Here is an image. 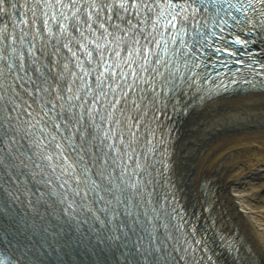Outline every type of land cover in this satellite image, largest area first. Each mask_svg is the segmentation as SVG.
<instances>
[{"label":"bare ground","instance_id":"6f19581e","mask_svg":"<svg viewBox=\"0 0 264 264\" xmlns=\"http://www.w3.org/2000/svg\"><path fill=\"white\" fill-rule=\"evenodd\" d=\"M230 2L238 5L242 2L246 6L241 12L225 9L231 12V16L225 17L230 23L224 31H216L215 36H210L207 41H215L214 46H223L220 38L226 37L229 52L215 55L216 62L205 60V64L210 67L207 71L201 67L196 69V76L185 73L178 93L169 92V85L165 82L154 84L156 95H162L165 101L159 105L150 104L148 108H152V112L139 115L136 119L143 116L150 120L146 136L152 134L156 140L164 141L160 145L164 150L160 154L161 160L170 164L168 171L156 164L159 174L153 173L152 176L160 193L171 200V205L166 204V209L171 212L169 230L174 237L168 244L169 250L172 249V243L182 247L181 238L190 241L195 235L202 238L209 249L206 253H200L204 256L200 264H264V86H261V81H264V3L249 6V3L255 2ZM105 10L107 8L100 11ZM188 12L194 17L190 21L191 26L185 27L180 35L167 39L179 52L184 51L181 41L191 47L193 39L203 38L202 35L196 36L198 31L201 30L202 34L205 30L214 31L208 12L202 9L194 13L190 9ZM95 15L93 13V17ZM141 17L148 18L149 25H157V15L149 18L141 13ZM233 17L241 20L240 27L233 26ZM0 21V27L2 21L9 26L18 23L13 15H0ZM144 21L139 22L147 25L148 22ZM71 23L77 22L72 19ZM93 27L99 29V23ZM21 32L38 35L42 39L48 37L45 28L38 32L26 29ZM115 33L129 43L128 51L146 53L148 62L142 64L150 74L159 75L160 70L156 68L165 70V81L176 62L182 63L176 50L169 56L158 54L159 48L154 50L155 46L149 51L142 50L136 43L139 40L127 35L138 37L134 29L126 27V30H117ZM237 36L246 43L233 44L232 41ZM24 37L25 35H16L13 44L0 47L16 49L15 53H11L14 64L12 71H8L7 61L3 56L0 66L5 73L18 78L28 74V69H31L33 73L29 76L35 79L37 68L45 70L40 61L44 60V55L39 54L40 60L32 59L27 53ZM193 51L200 55L196 48ZM203 51L206 53L209 49L205 48ZM4 54L9 53L6 51ZM250 64L252 69L257 67L260 70L258 75L248 67ZM183 71L181 68V72ZM207 74L211 76L205 77ZM213 77L217 79L213 81ZM240 77L242 80L255 77L254 86L243 82L233 83V79L238 81ZM144 82L146 81H143V86ZM151 88L147 87L145 90L154 98L156 95H153ZM40 97L44 101H55V98L46 93H39L33 98L39 102ZM140 98L139 94L138 99ZM56 103V110L51 115L60 111L62 103ZM63 103L67 105V102ZM65 105H62L64 109ZM38 108L33 104L31 118L24 114L27 110L25 105L21 106L18 113L19 122L27 124L32 121L31 124L34 125V128L25 126V130L33 135L29 136L30 140L37 139V136L40 140L48 136V132L41 128L38 121H51L43 115L38 118ZM37 125L39 128H36ZM50 131L56 134L55 130ZM19 134L16 131L13 140L7 144L0 143V155L11 151L15 156L14 167L8 170L0 167V255L7 252L12 264H130V235L118 243L105 241L106 235L119 224L116 221L111 224L106 222V226L97 223L92 213L80 209L82 201L73 193L72 199L77 204L74 208L70 207L69 212H74L77 220L71 221L68 218L69 212H64L66 200L61 196L73 192L72 186L76 188L75 181L70 180L62 168L57 167L52 171L48 167V161L43 157L56 151L52 149V152H48L49 145L46 142L36 147L24 143L23 136ZM53 163L66 167L68 162L55 155ZM49 180L51 184L47 183ZM65 180L69 183L61 188L60 185ZM35 181L38 183H34ZM51 185L54 186L50 189L49 197L44 198L38 193ZM83 186L80 185L81 188ZM161 198L158 196L155 199L158 207ZM181 217L185 223L180 228L173 227L172 225L180 224ZM101 218L104 219L103 216ZM87 225L90 228L88 234L85 233ZM193 228L196 229L195 233ZM182 232L187 233V236L182 235ZM204 244L201 245L202 248ZM209 256L211 260L208 259Z\"/></svg>","mask_w":264,"mask_h":264},{"label":"snow or ice","instance_id":"6c2138e0","mask_svg":"<svg viewBox=\"0 0 264 264\" xmlns=\"http://www.w3.org/2000/svg\"><path fill=\"white\" fill-rule=\"evenodd\" d=\"M256 3H264V0H255ZM86 5V7H85ZM119 7L125 14L128 13L129 6L135 7L138 11L143 10V13L149 18L157 8L161 9L157 20L161 17L164 18L166 24L172 29H177L178 25L179 31L184 32L185 27H190V20H194V17H188L184 15L189 9L194 13L198 10H203L209 13V17L212 18V29L214 31L205 32L202 34L200 32L196 33L197 37L203 36L202 39H193L191 41V47L188 43L181 41L184 47L183 52H179V61L176 62V66L168 73V78L165 81L169 92H179L180 85L183 82L184 74L190 73L193 76L198 75L196 69L203 67L207 71L208 65L205 64V60H210L213 55H218L220 53H228L229 47L227 46V38L221 37L223 46H214L213 43H207L210 36L214 37L216 31H224V28L228 25V20L225 19L226 16H231L230 11L225 9H236L239 11L243 5L232 4L230 0H116L115 3H98L97 0H32L31 4L25 0V3L18 4L16 0H0V15L4 17H10L16 15V10L20 7L27 9V12H31V19L35 21H40L47 32L49 39L55 38L57 43L69 53L71 57L75 58V67L77 72L70 73L71 79L64 82V91L71 93L73 91V85L76 80L79 79L80 88L75 95V99L79 100V91H85L86 94H93V103L96 104L101 99H108V92L103 91V89H108L113 94L118 91H122V97L113 96L117 103L123 99L126 105L130 104L133 108H139V104L135 98L130 101L127 97L130 92H134V84L138 83L135 79L138 73L133 68L134 61H131V52H129V58L123 61V64L127 66L129 71H125L124 67L118 62H112L105 58V52L103 51L105 45L97 42V39L91 38L85 35V29L90 33L91 36H95L96 29L92 27L93 23V11L96 10L98 13L102 8H107L108 11H112L115 7ZM251 6V5H249ZM81 8H84L83 15L84 19L81 18ZM65 10L70 12V15ZM27 12L24 13L27 16ZM223 12V15H221ZM57 17L60 19L57 20ZM170 17V18H169ZM42 18V19H41ZM49 19L57 20L58 32L53 31L52 25L49 24ZM72 19H75L76 24H72ZM111 19V17H109ZM121 23H127L131 25L130 19H125L124 17H118ZM99 23L100 29H104V36H111L112 33L108 32L105 28V24ZM21 24L28 23L27 20H21ZM80 25L82 27H78ZM233 26L240 27V21L233 17ZM9 27L8 23H5L0 29V39L7 38V29ZM113 28H118L119 25H112ZM155 27V25H154ZM72 29V31H69ZM39 31V29H37ZM186 34V33H185ZM61 37L63 40H61ZM119 39V37H117ZM14 42V39H13ZM89 43L95 45L94 51L98 52V55L94 57L93 51L88 50ZM106 43H111V41H106ZM139 44V41H136ZM233 44H245L246 41L240 39L238 36L232 41ZM73 45L77 46L79 50L84 54L85 61H81L80 56L77 52L73 50ZM196 48L197 52L193 51ZM205 48L209 49L206 53L203 51ZM8 55H5V52ZM29 52L32 51L31 48L28 49ZM59 49H57V52ZM149 51V49H145ZM16 49L14 47L10 49L0 48V56H3L4 60L7 61L8 71L11 72L14 64L11 59V53H15ZM119 56V51L116 52ZM147 63V57L144 58ZM69 61L65 60L63 68L65 71L69 69ZM237 63H240L239 61ZM115 64V66H114ZM47 67V66H45ZM142 67L143 72H148V68ZM252 69L251 64L248 65ZM181 68L184 69L181 72ZM155 71V69H153ZM254 72L255 70L252 69ZM51 73L52 69H48ZM36 74L40 77L42 83H37L35 79L31 76L28 77L27 83L33 85L30 91L25 87L24 83L17 84L16 81L8 82L7 76L0 72V143H5L13 140L14 133L17 131L16 124L20 121V117L15 115L21 111V91L28 94V100L23 101V105L26 106L25 116L31 118L32 106L36 104L40 108L41 112L37 115H43L49 118L50 123H44L38 121L41 124V128L48 132V137L46 139H41L40 144H44L47 141H56V143L49 144L48 152H52V148L57 151L52 152V154L44 155L43 159L48 161V167L55 171L57 167L63 169L64 173L68 174L70 180L75 181L76 188H74L73 194L75 197L79 198L82 203L79 205L80 209L84 212L92 213L97 223L106 226L115 221H120L119 225L112 230L106 237L105 241L109 243H118L123 238H126L129 233L136 230L140 226L141 231H143V226L141 225L140 215L133 211L136 205L141 204V201L147 197V202L152 204V211L154 216L147 217V213L144 215L147 217V223L151 225V231L148 233V245L142 247L143 238L138 237L133 241L132 248L129 250L130 264H200V261L204 259L201 252H207L209 249L207 245L204 244L202 238H197L195 235L189 241L187 239L182 240L180 244L182 245H172V249L169 250L168 244L174 239L172 236L169 222V215L166 210L167 197H162L159 202V207L155 204V193L156 188L153 186L154 182L152 180L153 173L159 174V169L156 168V164L159 163L161 167L168 171L170 169V164L166 160L156 161L151 157L155 155V149L151 147V140L154 139V135L150 134L147 139H145L144 144L149 145L147 151L143 152L141 155L133 157H128L129 161L134 163L131 176L125 180L121 179L119 183L112 180L111 177L115 172V168L112 171L106 172L104 167L108 165L109 161L106 158L100 159L99 164H97V158L95 157L94 146H91V141L96 139L97 126L95 124L94 110L89 109V116L92 120L91 123L85 124L83 117L77 118L73 114L72 108L64 109L60 106V111L56 112L55 115L51 113L55 112L57 103L56 101L65 100L66 97L61 95L59 92L60 83L63 80L62 76H56L55 81L51 85V90L56 92L55 101L47 100L44 101L43 97H40L39 102L34 99L39 93H47L51 95L49 89V77L40 68L36 69ZM27 76L28 74L25 73ZM131 75L133 77V82L129 83L128 78ZM163 76V73H159ZM22 79V78H18ZM94 79L95 88L101 89V92L97 95L94 93V88L92 84L89 83L90 80ZM140 79H143L141 76ZM255 77L251 80L244 79L243 83L254 86ZM124 83L125 88L121 89V83ZM233 79V83H237ZM261 86H264V81H261ZM19 89V90H18ZM143 91V90H141ZM153 95H156L155 86L151 88ZM68 100L73 99L72 96L67 97ZM31 101V103H29ZM115 107V105H112ZM175 109V105L173 106ZM103 119V117H100ZM129 123L126 125L129 135L131 136V142L125 144L124 137L121 133L119 136L120 143L124 146V149L136 152V149L132 147L133 144L139 143L137 138V130L140 128V121L129 116ZM117 124L120 121L116 122ZM29 128H34V125L29 123ZM50 130H55L56 134H53ZM67 133V135H63ZM61 135L62 141H57L56 136ZM26 135L30 136V133ZM105 138L112 139L108 137L107 132L104 133ZM30 145L35 144L36 141H29ZM77 144L79 147H77ZM141 144V147L144 146ZM85 145H90L87 149V153L91 155V163L85 158ZM107 148L110 152L117 155V159L120 158L121 149L116 147L114 142L109 143ZM166 151V150H165ZM67 153H75V159L71 158ZM127 156V151L122 153ZM59 155L60 159L68 162L67 166L57 165L53 163V157ZM108 152L105 153L107 157ZM15 159L14 154L11 151H5L3 155H0V167L5 170L14 167L13 160ZM113 163H115L113 161ZM123 163V161H122ZM95 169V170H94ZM128 174V169H125L120 173V175L126 176ZM51 184V181H47ZM69 181L65 180L60 185L63 188ZM83 184V188L80 185ZM6 191V190H5ZM11 195V193H7ZM66 199V197H65ZM69 207L74 208L77 204L75 199L68 202ZM94 208L96 209L94 211ZM175 211V210H173ZM104 217V219L101 218ZM172 219H175L173 217ZM185 223L183 217L180 218V224L172 225L173 227L180 228V226ZM193 233L196 229H192ZM182 235L187 236V233L182 232ZM104 242V241H102ZM204 244L202 248L201 245ZM211 260V257H208Z\"/></svg>","mask_w":264,"mask_h":264}]
</instances>
